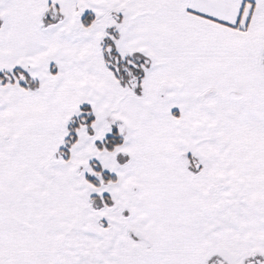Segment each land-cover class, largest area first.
<instances>
[{
    "label": "snow or ice",
    "instance_id": "1",
    "mask_svg": "<svg viewBox=\"0 0 264 264\" xmlns=\"http://www.w3.org/2000/svg\"><path fill=\"white\" fill-rule=\"evenodd\" d=\"M0 264H264V0H0Z\"/></svg>",
    "mask_w": 264,
    "mask_h": 264
}]
</instances>
